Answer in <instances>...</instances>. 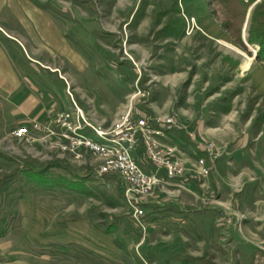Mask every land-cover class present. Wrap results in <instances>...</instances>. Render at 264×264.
Segmentation results:
<instances>
[{
    "label": "rangeland",
    "instance_id": "1",
    "mask_svg": "<svg viewBox=\"0 0 264 264\" xmlns=\"http://www.w3.org/2000/svg\"><path fill=\"white\" fill-rule=\"evenodd\" d=\"M257 1L242 19L241 46L203 8L204 0H8L1 21L12 36L4 41L11 75L0 79V151L7 156H0V173L19 161L40 166L58 160L70 172L51 171L79 185L47 188L21 176L0 190V263L25 248L23 255L34 264H264V124L259 133L252 130L255 118L264 114V85L255 79L258 47L246 42ZM140 5L145 11L135 24ZM211 23L229 40L208 36L203 26ZM243 54L252 58L248 70L242 68ZM62 111L71 112L75 124L86 120L104 130L128 113L153 120L173 116L181 129L165 125L166 144L187 151L183 185L192 193L156 188L155 198L167 204L145 208L141 226L116 175H97L100 160L85 149L75 156L61 148L65 139L54 118ZM208 126L214 134L200 142L197 133ZM23 127L28 140L14 133ZM84 131L98 140L88 127ZM205 143L221 155L202 176L194 172L193 161L205 157ZM248 147L249 156H235ZM255 150L263 164L256 162ZM134 158L152 166L142 146ZM22 192L55 210V218L88 213L93 223L112 225L109 234L100 225L108 240L105 253L21 239ZM9 244L14 248L8 250Z\"/></svg>",
    "mask_w": 264,
    "mask_h": 264
},
{
    "label": "built area",
    "instance_id": "2",
    "mask_svg": "<svg viewBox=\"0 0 264 264\" xmlns=\"http://www.w3.org/2000/svg\"><path fill=\"white\" fill-rule=\"evenodd\" d=\"M128 115L130 114H126L115 123V126L107 130L97 128L86 120H81L82 124H75L71 112L65 111L55 115L54 123L60 129V137L65 139V144H60L63 150L81 156L79 149H85L95 159L100 160L96 168L97 175L118 177L123 185L122 194L128 207L133 210L135 221L143 226L145 208L150 204L167 203L166 199L162 201L155 198L156 188L167 194L180 189L192 193L183 185L184 176L189 168L183 162L185 152L176 145L163 141L167 137L165 125L181 129L173 116L153 120L145 115L135 118ZM85 127H88L98 140L91 138L84 131ZM14 133L17 137L28 140L27 128H19ZM189 136L192 135L189 133ZM140 146L153 166L150 172L135 161L134 152ZM202 149L205 157L193 161L197 166L194 172L207 176L210 171L208 163H213L221 152L210 143H205Z\"/></svg>",
    "mask_w": 264,
    "mask_h": 264
},
{
    "label": "crops",
    "instance_id": "3",
    "mask_svg": "<svg viewBox=\"0 0 264 264\" xmlns=\"http://www.w3.org/2000/svg\"><path fill=\"white\" fill-rule=\"evenodd\" d=\"M8 0H0V79L6 80V78H10L11 75V58L8 55V51L6 48V44L4 41H7L9 36L6 28L2 26L1 16L8 14ZM5 35V36H4ZM12 37V36H11ZM198 131L197 135L199 137V141L206 140L207 137H211L213 135V129L209 128ZM258 139L257 137L252 138ZM167 137L163 140L166 143ZM198 141V143H200ZM177 146V144H174ZM201 145V144H200ZM178 147V146H177ZM202 147V146H201ZM179 148V147H178ZM180 149V148H179ZM240 150L235 153V156L239 158L243 156H249L252 152L250 148L245 149V151ZM182 150V149H181ZM238 150V149H237ZM185 152L186 156L187 151ZM137 153V151H136ZM140 153V152H139ZM257 154L258 164H263L261 154L256 150L254 154ZM140 156V154H139ZM258 156L261 157L258 158ZM138 163L144 167L146 171H152V166L148 165L146 162L140 160L138 158ZM144 163V164H143ZM247 168V167H245ZM214 173H217V168L213 169ZM242 171V170H241ZM240 176L242 173L239 174ZM211 178V184L217 182V177L213 175ZM244 182V180H243ZM167 204V203H166ZM165 205V204H164ZM18 212L20 215L19 226L22 233L21 239L33 243L36 245H49V244H76L84 249H89L92 252L98 254H104L105 249V241L107 237H104V233L102 230L95 226V223L91 221V217L88 213L78 214L76 217H56L55 218V210L50 208L46 203L42 202L40 199L34 197L32 194H26L22 196V198L18 202ZM150 208V207H147ZM151 209V208H150ZM183 210L182 208H180ZM69 216V215H68ZM108 245L106 244V247ZM10 248H14L13 244L8 245V250ZM110 248H108L109 250ZM26 250L24 249H21ZM21 252H12L13 255L8 253V258L1 262L0 264H34L33 261H29L25 255ZM104 252V253H103ZM7 254L6 252H2V254ZM13 256V257H12Z\"/></svg>",
    "mask_w": 264,
    "mask_h": 264
},
{
    "label": "trees",
    "instance_id": "4",
    "mask_svg": "<svg viewBox=\"0 0 264 264\" xmlns=\"http://www.w3.org/2000/svg\"><path fill=\"white\" fill-rule=\"evenodd\" d=\"M78 3H87L88 0H77ZM187 1V0H184ZM191 1V0H190ZM195 1V0H193ZM255 0H204L203 8L206 10L208 9V12H211V15L215 18H219V21L223 22L224 28L228 29L232 32V35L235 36L236 44L243 45L242 37L239 35L242 19L246 15V11L248 9V5ZM143 4V3H141ZM143 5H140L137 7V11L135 12L134 23L136 24L138 20L142 17L145 11V7H142ZM196 13H200L202 8L200 6H194ZM224 10V15H220L221 11ZM207 12V13H208ZM208 19V18H206ZM250 25L248 30L246 31V42L249 45L257 46L258 49L256 51V60L257 62L261 63L260 66H258V71L255 78L256 80H260L262 86L264 85V0H259L254 4L253 9L251 10L250 16ZM197 22L200 24L203 21L197 20ZM202 25V24H201ZM203 26V25H202ZM216 25L211 23L208 26H203L204 32L207 33L208 36H213L215 38H221L229 40L228 37L222 36L220 31L216 29ZM167 29L169 31H174V26L168 25ZM166 30V29H164ZM177 33H175L176 35ZM260 84V86H261ZM264 124V114L258 115L255 118L254 125H253V134H257L261 131V127ZM0 156L7 158V156L0 151ZM61 168L66 170L67 172H70V167H68L65 163L60 162L58 160L56 161H48L45 163H42V165L37 166L34 164L27 163L26 161H19L14 169L10 172H2L0 173V190H7L12 185L15 184L16 181L19 180L21 176H23L26 179H35V183L40 185L39 183L45 184L44 187L52 188L53 186H56L57 184L59 186L68 187V188H76L75 185H79L75 179H69L66 176L60 174L57 172L55 175L51 170ZM213 185V184H212ZM25 191V190H24ZM26 192H22L18 195L19 198H22V196ZM103 224V231L107 234L113 233L114 229L112 228V225L101 223ZM101 224H95L97 228L100 229ZM2 232H0V238L2 237ZM115 245H117L120 249H122V246L119 245L117 238L114 239ZM58 247L62 248H68V246H74L76 248H80L85 252L95 253L90 250H86L76 244L73 245H63L59 244ZM181 264H186L185 261H181Z\"/></svg>",
    "mask_w": 264,
    "mask_h": 264
},
{
    "label": "bare ground",
    "instance_id": "5",
    "mask_svg": "<svg viewBox=\"0 0 264 264\" xmlns=\"http://www.w3.org/2000/svg\"><path fill=\"white\" fill-rule=\"evenodd\" d=\"M243 55H244V58L246 60L243 62L242 68H243V70H248L252 65V63H251L252 58L247 57L245 54H243Z\"/></svg>",
    "mask_w": 264,
    "mask_h": 264
}]
</instances>
